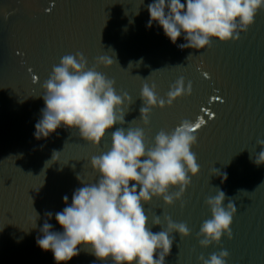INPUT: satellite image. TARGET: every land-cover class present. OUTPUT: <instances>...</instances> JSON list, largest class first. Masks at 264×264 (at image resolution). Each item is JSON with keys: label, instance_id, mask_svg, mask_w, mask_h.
Here are the masks:
<instances>
[{"label": "water", "instance_id": "water-1", "mask_svg": "<svg viewBox=\"0 0 264 264\" xmlns=\"http://www.w3.org/2000/svg\"><path fill=\"white\" fill-rule=\"evenodd\" d=\"M153 2L0 0V264H57L52 252L36 242L41 228L48 222L63 232L55 214L67 206L64 197L71 204L83 186L78 177L86 184L98 182L91 158L112 146L110 134L96 146L65 127L47 139L34 136L45 107L44 83L62 57L77 53L89 68L115 81L118 95L132 97L129 108L125 104V123L109 132L142 128L152 148L160 131L170 134L184 120L193 126L200 117L206 120L194 133L198 142L192 148L200 173L191 177L182 200L169 206L154 198L144 205L149 221L160 216L166 227L164 218L171 217L191 231L187 238L173 233L176 242L166 264H200L201 255L209 258L222 250L230 254L227 264H264V165L253 162L264 151L259 145L264 140V10L239 41L214 40L200 52L180 49L183 36L173 44L158 24L147 27ZM102 56L113 64L98 63ZM181 77L185 88L191 82L192 94L164 109L153 108L145 125L143 86L155 84L156 95L167 101ZM54 152L60 153L52 160ZM218 189L238 209L233 238L203 248L198 233L211 218L206 201ZM68 264L105 262L81 246Z\"/></svg>", "mask_w": 264, "mask_h": 264}, {"label": "clouds", "instance_id": "clouds-1", "mask_svg": "<svg viewBox=\"0 0 264 264\" xmlns=\"http://www.w3.org/2000/svg\"><path fill=\"white\" fill-rule=\"evenodd\" d=\"M261 10L264 0H154L148 5L147 27L158 24L173 44L183 36L186 42L177 45L180 49L201 52L214 40L239 41ZM113 62L110 57L98 59L105 66ZM43 88L45 107L35 124L37 140L47 139L65 127L78 131L83 140L96 146L110 134L112 146L106 153L91 158L98 182L86 184L78 177L83 186L75 190L71 204L64 197L67 206L55 214L63 232L53 230V225L45 222L42 236L36 241L38 246L51 251L57 264H68L79 256L81 246L105 264L109 260L112 264H166L176 242L173 233L187 238L191 231L187 224L176 223L171 217L164 218L166 227L160 216L149 221L144 205L154 198L174 205L182 200L192 183L191 177L200 173L192 151L198 142L193 123L184 120L170 134L160 131L152 148L146 146L142 128L109 132L117 124L125 123V104L129 108L132 97L128 93L118 95L115 81L108 80L96 68H89L81 53L62 57ZM155 89V84L142 88L144 106L140 112L145 125L150 122L153 108L164 109L193 91L191 82L185 88L183 77L168 92L167 101L160 99ZM259 145L264 146V140ZM58 153H53L52 160ZM253 162L264 165V151ZM223 178L227 179L226 174ZM206 203L211 218L203 222L198 233L203 248L220 244L225 236L232 239V224L238 213L235 203L219 189ZM154 226L162 230L153 232ZM229 255L222 250L209 258L201 255L199 260L200 264H227Z\"/></svg>", "mask_w": 264, "mask_h": 264}, {"label": "snow or ice", "instance_id": "snow-or-ice-1", "mask_svg": "<svg viewBox=\"0 0 264 264\" xmlns=\"http://www.w3.org/2000/svg\"><path fill=\"white\" fill-rule=\"evenodd\" d=\"M49 11H51V9H49ZM205 75H207V73H205ZM34 79H36V77H34ZM215 99H218V97H215ZM205 124H206V120L203 117H200L198 122L194 124V132H197V130H199L201 126Z\"/></svg>", "mask_w": 264, "mask_h": 264}]
</instances>
